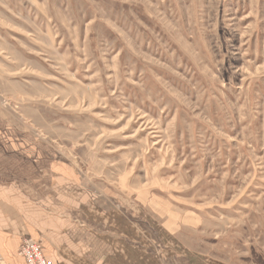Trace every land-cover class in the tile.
<instances>
[{"label": "rangeland", "instance_id": "1", "mask_svg": "<svg viewBox=\"0 0 264 264\" xmlns=\"http://www.w3.org/2000/svg\"><path fill=\"white\" fill-rule=\"evenodd\" d=\"M38 172L264 264V0H0V186Z\"/></svg>", "mask_w": 264, "mask_h": 264}, {"label": "crops", "instance_id": "2", "mask_svg": "<svg viewBox=\"0 0 264 264\" xmlns=\"http://www.w3.org/2000/svg\"><path fill=\"white\" fill-rule=\"evenodd\" d=\"M61 179L38 172L0 186V264H26L19 256L25 239L40 242L55 264H220L175 249L170 222L159 226L138 204L133 213L120 205L136 218L128 220L125 213L95 203L93 193Z\"/></svg>", "mask_w": 264, "mask_h": 264}, {"label": "built area", "instance_id": "3", "mask_svg": "<svg viewBox=\"0 0 264 264\" xmlns=\"http://www.w3.org/2000/svg\"><path fill=\"white\" fill-rule=\"evenodd\" d=\"M19 255L26 264H55L45 257L41 243L34 240L25 239L20 247Z\"/></svg>", "mask_w": 264, "mask_h": 264}]
</instances>
